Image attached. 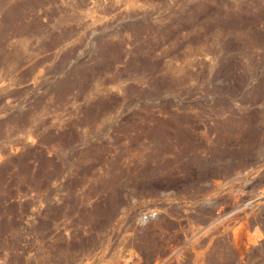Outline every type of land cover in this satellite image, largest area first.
<instances>
[{"label": "rangeland", "instance_id": "obj_1", "mask_svg": "<svg viewBox=\"0 0 264 264\" xmlns=\"http://www.w3.org/2000/svg\"><path fill=\"white\" fill-rule=\"evenodd\" d=\"M0 264H264V0H0Z\"/></svg>", "mask_w": 264, "mask_h": 264}]
</instances>
